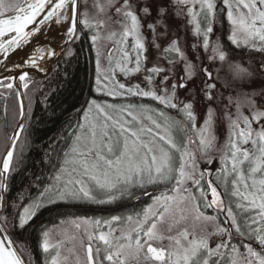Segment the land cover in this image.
<instances>
[{
    "label": "snow or ice",
    "instance_id": "6c2138e0",
    "mask_svg": "<svg viewBox=\"0 0 264 264\" xmlns=\"http://www.w3.org/2000/svg\"><path fill=\"white\" fill-rule=\"evenodd\" d=\"M91 7L93 17L88 0H0V54L7 59L42 30L37 24L49 21L66 26L61 39L75 42L90 34L96 48L100 30L111 21L121 31L107 34L113 47L106 69L101 68L97 49L95 92L155 105L85 99L77 109L82 117L68 124L44 154L54 172L49 183L41 190V177L32 176L28 188L34 184L38 195L25 189L9 200L11 180L23 167L17 142L33 116V105L19 101L15 131L5 135L0 158V264H34L30 247L11 232L26 231L46 205L111 204L133 198L135 190L152 200L139 212L61 221L75 231L63 229L56 239L54 230L42 229L43 264H69L70 255L75 264H264V61L255 69L228 63L230 78L220 76V67L211 68L229 61L219 37L212 40L225 14L232 45L264 52V0H93ZM100 15L107 20L97 18ZM78 25L83 31L78 32ZM189 27L196 42L182 47ZM65 49L62 55L72 58L67 44ZM56 55L53 48L36 47L24 62L46 75L50 69L42 61ZM65 64L70 66V59ZM62 71V78L70 82L67 69ZM117 74L129 82H121ZM133 79L138 82L131 83ZM50 84L51 79H33L26 70L0 79V88L14 90L18 98L25 94L21 89L35 87L45 112L63 86ZM197 106L204 109L199 127ZM4 112L7 115V106ZM218 114L229 130L222 149L215 135ZM178 132L186 135L178 139ZM214 152H221L222 164L215 181L210 169L198 170L199 159L215 162ZM189 182L194 190L186 187ZM221 184L223 193L218 190ZM161 186L164 191L157 195L148 192ZM207 209H215L214 214L207 215ZM67 244L72 246L66 249ZM25 252L27 260L21 254Z\"/></svg>",
    "mask_w": 264,
    "mask_h": 264
},
{
    "label": "trees",
    "instance_id": "16d2710c",
    "mask_svg": "<svg viewBox=\"0 0 264 264\" xmlns=\"http://www.w3.org/2000/svg\"><path fill=\"white\" fill-rule=\"evenodd\" d=\"M14 1L15 3L23 2V0H12V2ZM217 35L218 36L216 37H219L225 49L232 52V54L237 55V57H239L243 62L251 64V67L256 68V63L264 61V52H252L247 48H239L231 44V42L227 39L229 36V26L226 19H224L223 27L219 25V32ZM70 49L73 51L74 56L72 58L64 56L62 61L58 66H56L50 75L41 80L47 83L48 80L51 79V87H55L57 84L63 85L57 89L56 94L49 101L51 107L47 110V112L44 111L40 102L42 100V95L35 94V87H30V89H28L29 98H31L33 105V116L31 120L27 122L26 131L23 132V138L20 140L21 143L19 142L17 148V154L22 157L23 167L21 171L15 174L11 180L10 191L7 193V198L9 200L16 197L18 193H21L25 189H28L27 194L31 196L38 195L37 188L34 184L31 188H28L29 184L32 183L30 178L32 176H40L41 181L38 182L40 188L47 183V179L54 172L51 164L45 163V152L50 151V143L54 142L55 139L65 131L68 124H74L80 119L79 116L81 114L77 112V109L81 108L83 101L87 98L91 78V57L94 61L93 46L88 34L84 35L81 40L72 43ZM69 59L71 61L70 66L65 64V61ZM64 69H67L68 71L70 82L62 78V70ZM90 95L91 98L93 96V91H91ZM57 147L59 148L60 145H57ZM21 148H23L22 152ZM0 158H2V155H0ZM55 162L56 161L53 160V163ZM154 191V194L158 192L157 190ZM135 194L136 193H134L133 198L124 197L112 205H128V207H137V205L142 207L146 206L150 198L148 197L139 203H133V200L137 197ZM24 202L27 203V200ZM79 206L88 207L90 204L59 203L49 211H52L57 207L65 208L54 212L43 222L40 221V219L45 214L43 216L40 214L34 217V219L30 222L31 227L27 228L26 231L11 232L18 238V242L20 244H27L30 247L34 258V264H43V253L39 248V243L41 241L40 233L42 229L48 225L58 222L60 219L68 217L69 215H93L89 211L66 208ZM246 241L247 240H245L244 243H247ZM254 244L256 243L253 242V246ZM22 256H24L26 260L28 259L26 252L22 253Z\"/></svg>",
    "mask_w": 264,
    "mask_h": 264
},
{
    "label": "rangeland",
    "instance_id": "374dc122",
    "mask_svg": "<svg viewBox=\"0 0 264 264\" xmlns=\"http://www.w3.org/2000/svg\"><path fill=\"white\" fill-rule=\"evenodd\" d=\"M15 2V1H14ZM92 2H93V0H88V11H89V15H90V17H93V16H95L96 15V13H95V9L94 8H92L91 7V5H92ZM100 2L101 3H103L104 2V0H100ZM84 8H85V5L84 4H82L81 3V12L84 10ZM97 18H99V19H105V20H107V17L106 16H103V15H100V16H98ZM225 19H226V14H225ZM226 21H227V19H226ZM176 23H179V21H177ZM227 23H228V21H227ZM228 26H229V35H230V25H229V23H228ZM80 30H82L83 31V28H82V26H81V28H80ZM111 31H117V32H119V31H121V29H120V27H119V25H117V24H114V23H112L111 21H108L107 22V27H105V28H102L101 30H100V35H101V37H102V39L101 40H99L98 42H97V45H96V48H93V52H94V61H93V86H92V91H93V96L90 98V99H97V100H99V101H106V102H108V103H127V102H132V103H139V102H143V103H146V104H152V105H155V102H153V101H149V100H144V101H139V100H134V101H122V100H115V99H113L112 97H107V96H104V95H100V94H98V93H96L95 92V87H96V75H97V71H96V59H97V49L99 50V52H100V64H101V68L102 69H106L107 67H108V64H107V55H108V52H109V50L113 47V45L111 44V42L110 41H108L107 39H106V37H107V34L109 33V32H111ZM214 31H215V35L212 37V40L213 41H215L216 40V36H218L217 34H218V32H219V24H217V25H215V29H214ZM90 34H88V36H89ZM183 35H184V39L181 41V46L183 47V46H185V44H187L188 46H190L192 43H195L196 42V40H195V38L192 36V34H191V30H190V27L189 28H186L185 30H184V33H183ZM233 46H235V45H233ZM241 47H243V48H247L248 50H250V51H254V52H256V50H253L252 48H250V47H247V46H243V45H241V46H239V48H241ZM257 47H259V43L257 42ZM226 51H228L229 53H230V56H229V61L228 62H225L223 65H221L219 62H217V63H215V64H212L211 65V68H213V69H215V68H217V67H220V69H221V71H220V76L221 77H223V78H230V73H229V71H228V63H231V62H233V61H236V62H239V63H241L242 65H245V64H247L248 65V67H251L252 65L251 64H249L248 62H243L239 57H237V55H235V54H232V52H230L229 50H227V49H225ZM154 61H149V66H151V64L153 63ZM245 63V64H244ZM205 64H207V60H206V57H205ZM257 65L256 66H258L260 63H256ZM247 65H245V67H247ZM251 69H255L254 67H251ZM143 75V74H142ZM142 75H141V77H140V79H142ZM118 80H120L121 82H123V83H128L129 81H127L121 74H117V77H116ZM138 82V80L137 79H133L132 81H131V83H137ZM183 93H181V96L183 97ZM30 100H29V102H28V104H32V100H31V98H29ZM27 104V105H28ZM203 111H204V109L203 108H200L199 106H197V115H198V120H197V127H199L200 126V124L202 123V117H203ZM80 118L82 117V115H83V113L82 112H80ZM173 115H175V113L173 112L172 113ZM18 119H19V112H17V116H16V122L18 121ZM253 127L255 128L256 127V125L254 124L253 125ZM189 134H191L192 136H193V138H195V133H189ZM228 134H229V130H228V127H227V122L226 121H222V119L220 118V116H219V114H218V117H217V120H216V125H215V135H216V137H217V147L218 148H221L222 149V146L225 144V142H226V140H227V138H228ZM177 138L179 139L180 137H182V136H184V135H186L185 133H180V132H178L177 134ZM22 138H23V133L21 134V136H20V140H22ZM18 141L17 142V148H18V145H19V142L21 143V141ZM190 147H192V148H194V146H190ZM3 151H5V147H4V150ZM3 151H2V153H1V155H2V157H3ZM212 155L213 156H215V157H217V159L215 160V162L213 163V164H207L203 159H199L198 160V165H199V168H198V170L199 171H203L204 169H210V171H211V173H212V176H211V178L215 181L216 180V176H217V170L218 169H220L221 167H222V164H221V162H220V160H219V156L221 155V152H214V153H212ZM54 174V173H53ZM52 174V175H53ZM51 175V176H52ZM196 178H199L198 176L196 177ZM208 177H207V175L205 176V180L207 179ZM48 181H47V183H49V179H47ZM47 183H45V185L47 184ZM43 187H44V185H43ZM43 187H41L40 189L42 190L43 189ZM186 187H189V188H193V185L191 184V182H189L188 184H186ZM151 190H157L158 192L156 193V194H153V195H157V194H159L160 192H162V191H164V188L161 186V187H157V188H155V189H153V188H148V191H151ZM193 190H194V188H193ZM219 191H221L222 193H223V190H224V188H223V184H221L220 185V187H219V189H218ZM134 193H136L135 194V196H139V195H142V191H140V190H135V192ZM150 199H149V202L146 204V206L148 205V204H150L151 202H152V200H151V197H149ZM210 198V197H209ZM119 201V200H118ZM118 201H116V202H118ZM116 202H114V203H116ZM59 203H71V204H77V203H79V204H95V203H90V202H82V201H69V202H58V203H56V204H59ZM114 203H111V204H114ZM51 205H53V204H49V205H46V207L47 206H51ZM95 205H110V204H95ZM44 209V208H43ZM143 209V208H142ZM142 209H139L137 212H139V211H141ZM42 210V209H41ZM40 210V211H41ZM39 211V212H40ZM39 212H38V214H39ZM214 212H215V209H207L206 210V214L207 215H213L214 214ZM134 212H123V213H121V214H115V215H110V216H94L93 217V215H75V214H73V215H69L68 217H66V218H64V219H60L58 222H55L54 224H51V225H48L47 227H45L44 229H52V230H54L53 232H52V237H53V239H56V238H58L59 237V232L61 231V230H63V229H67L68 230V232H69V234H71L72 232H74L75 230L72 228V226L70 225V224H67V223H65V224H61V221H68V220H70V219H75V218H77V217H82V218H101V219H109V218H111L112 216H126V215H128V214H133ZM37 214V215H38ZM220 219H221V222H223V214H221V216H220ZM103 230H106V229H103ZM247 243L249 242V241H246ZM72 245L71 244H67L66 245V249L67 248H70ZM165 246H167V242H165ZM254 248H257V250H259V248L257 247V244H254V246H253ZM66 249H65V254H68L67 253V251H66ZM241 250V252H243L244 251V249L243 248H241L240 249ZM77 252H78V254L83 258V255H84V253H83V251L82 250H79V247H78V244H77ZM43 262H44V255H43ZM69 264H75V256L74 255H70V258H69Z\"/></svg>",
    "mask_w": 264,
    "mask_h": 264
},
{
    "label": "water",
    "instance_id": "95a60500",
    "mask_svg": "<svg viewBox=\"0 0 264 264\" xmlns=\"http://www.w3.org/2000/svg\"><path fill=\"white\" fill-rule=\"evenodd\" d=\"M23 3V2H22ZM78 10L81 11V4L78 5ZM8 14H5V17ZM38 28H41L42 30L40 32H37L34 37L30 39L29 44L22 46L19 49H16L15 51L11 52L9 57L7 59H4L2 54H0V60H4V63H0V79H3L4 77L12 76V77H18L23 71H29L30 76L33 79L37 80H43L47 76L50 75V73L56 68V66L59 65V63L64 58V55H62V52H64L65 44H67V47L70 48L72 43L74 42H68L66 37L64 39H61V37H64V33L66 32V26L64 24H56L52 21H49L46 25H36ZM70 26V25H68ZM81 26L78 25V32L80 31ZM36 47H44V48H53L57 55L53 57H49L47 60L42 61L44 66L50 71L45 75L44 73H39L34 69L28 68V65L26 62L27 58L31 55L33 50ZM24 62V63H22ZM93 58L91 57V78H90V87L88 90V95L86 99L90 98V94L92 91V84H93ZM15 64H21V68H15ZM19 83V81H16ZM22 93H25L24 89H21ZM25 94L19 97L18 99L23 100L25 105H27ZM15 131V130H14ZM22 134V133H21ZM152 195L155 193L154 190L148 191ZM144 197L148 198L150 196L143 195ZM137 201V200H136ZM135 201V202H136ZM65 207H57L53 209L52 211L47 212L40 221H43L48 216L53 214L56 211H59L61 209H64ZM66 208H75L82 211H100V212H111L114 210H117L118 208H97V207H86V206H79V207H66ZM13 237H15L16 241H18V238L11 233ZM22 254V253H21ZM24 258V256H23ZM25 259V258H24ZM26 260V259H25Z\"/></svg>",
    "mask_w": 264,
    "mask_h": 264
},
{
    "label": "flooded vegetation",
    "instance_id": "af4514ba",
    "mask_svg": "<svg viewBox=\"0 0 264 264\" xmlns=\"http://www.w3.org/2000/svg\"><path fill=\"white\" fill-rule=\"evenodd\" d=\"M7 82V81H5ZM25 98H26V102L28 104L29 102V91L25 90ZM19 101L20 99H18L16 92L13 91H8L6 89L0 88V152L2 153V151L4 150V141H5V135H11L14 132V127L13 125L16 123V116H17V112H19ZM5 106H7L8 112L7 115H5L4 109ZM7 124V127H5L4 125ZM0 153V155H1ZM3 153L5 154V151H3ZM3 154V155H4ZM139 199H134L133 203H139L144 199H147L146 197L142 195L138 196ZM137 200V201H136ZM136 201V202H135ZM55 205L57 204H53L51 206H47L44 209H42L38 215H44L46 214V212H48L50 209H52ZM88 207H97V208H118L117 210L111 211V212H100V211H89L90 213L93 214L94 216H110V215H117V214H121L123 212H137L139 209H142L144 207L142 206H133V207H128V205H95V204H90V206ZM41 216V217H42ZM45 220V219H44ZM43 220V221H44ZM42 221V222H43Z\"/></svg>",
    "mask_w": 264,
    "mask_h": 264
}]
</instances>
